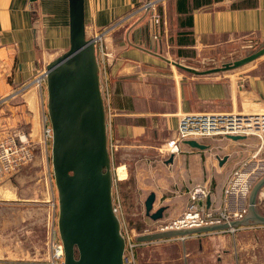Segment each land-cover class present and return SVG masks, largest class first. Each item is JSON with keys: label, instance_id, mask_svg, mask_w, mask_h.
<instances>
[{"label": "crops", "instance_id": "crops-1", "mask_svg": "<svg viewBox=\"0 0 264 264\" xmlns=\"http://www.w3.org/2000/svg\"><path fill=\"white\" fill-rule=\"evenodd\" d=\"M143 1L84 0L86 36L91 37ZM156 3L162 16L158 40L151 41L144 32L143 12L118 24L124 27L123 35L107 37L116 47L102 85L107 88L105 106L111 111L108 135L123 141L130 157L135 156L133 173H127L125 162L118 161L117 181H128L131 175L143 207L153 192L152 210L163 206L158 220L165 221L184 210L196 186L209 190L206 206L222 205L228 175L259 145L250 143V137H223L201 142L206 148L182 144L179 153H166V142L176 133L179 115L264 111V71L260 65L264 60L231 72L203 75L178 74L169 68V60L192 64L209 47L234 37L252 35L264 40V0ZM68 20V0H0V134L20 124L34 145L44 151H50L49 144L39 143L44 127L49 126L46 93L41 86L26 82L68 48ZM36 23L43 27L39 38ZM219 36L222 39L216 42ZM42 47L48 50L46 55L39 50ZM262 190L259 203L263 201ZM5 192L0 191V195ZM35 193L46 195L42 185ZM168 249L173 250L171 260L178 264H264V224L244 226L233 233L211 231L143 242L137 250V264L150 262L148 254H156L155 264H166Z\"/></svg>", "mask_w": 264, "mask_h": 264}, {"label": "water", "instance_id": "water-1", "mask_svg": "<svg viewBox=\"0 0 264 264\" xmlns=\"http://www.w3.org/2000/svg\"><path fill=\"white\" fill-rule=\"evenodd\" d=\"M69 45L45 66L46 109L51 129V167L57 191V231L63 247L62 264H124L125 240L113 208L114 175L108 148L106 108L101 92L95 42L87 37L84 0H68ZM264 55V44L219 66L197 69L172 64L196 75L240 67ZM232 140L244 135H227ZM192 147L207 145L194 139ZM169 156L168 160H171ZM264 176L252 186L247 212L240 219L189 228L155 230L135 236L148 242L230 227L264 224L256 205ZM154 193L144 200L151 219L162 217L163 206L153 209ZM209 204V199L206 201Z\"/></svg>", "mask_w": 264, "mask_h": 264}, {"label": "rangeland", "instance_id": "rangeland-1", "mask_svg": "<svg viewBox=\"0 0 264 264\" xmlns=\"http://www.w3.org/2000/svg\"><path fill=\"white\" fill-rule=\"evenodd\" d=\"M145 1L146 0H144L143 2ZM143 2H141L140 4L132 8L129 12L125 14V16H122L118 18L116 21L111 22L107 26L101 29H98L91 36L92 38L94 36L95 37L99 36L96 39V41L94 39L95 49L98 53V56L101 57L102 53H104L103 55L104 65L102 68V76H103L102 83L105 82V78L107 76L106 74L107 66L110 63V59L114 57L113 47H116L114 44L115 41L112 42L113 44H110L107 40V37L115 33H118L119 35H123L124 27H118V24L121 21H123L125 18H129V15L132 14L136 10L138 11V13L136 14L143 12L144 17H146V24L144 22H141L140 25H143L144 23V32L147 33L151 41H154V42L156 41L152 37V35L149 33L150 10H140L139 11V8L143 4ZM156 11L158 12L159 18H160V23L158 25V33H159L158 37H160L162 16L159 12L157 3H156ZM35 26H36L37 35L39 38L41 37V32H42L43 27L41 24H38V23H36ZM55 29H56L55 25H52L51 30L55 31ZM87 37H90V36H87ZM217 38L220 40H216V42H220L222 39L221 36ZM263 44H264V40H260L252 35L238 37V38L234 37L232 39L226 40L225 42L219 45L209 47L207 50L203 51L199 56H197L196 60L193 61L192 64L191 63L186 64L183 62L181 63L197 68V69H205V68H209L213 66H219L223 62L232 61L235 58L242 57L246 53L260 48ZM39 50H41L45 55H46V52L48 53V50L44 47L39 48ZM261 60H264V55H261L260 57L240 67L225 70V71H220V72H231L233 70H238L239 68L240 69L245 68L246 66L254 64L256 62H261ZM172 61L180 62L179 60L170 59L169 60L170 63L168 64V66L169 68H171V70L176 71L178 74L181 73V74L187 75L191 73V72L185 71L173 65ZM260 65L262 66L261 70L264 71V66H263L264 62H261ZM43 70H45V67L42 68L41 72ZM38 75H39V72L36 75H34L31 78V80H28L26 84L32 81L31 83L32 85L37 86V87L41 86L42 88H44L45 93H46L45 80L42 79L40 84H38V82L36 81V78ZM207 112H210V111H207ZM207 112L205 111V113ZM213 112L214 113H230V112H237V111H227V112L213 111ZM257 112H264V111H255L253 113H257ZM109 122L107 121V129L109 126ZM6 125L8 127H11L9 126V124H6ZM14 129L18 130V132L20 133H23V134L25 133L23 127L20 124L17 125V127ZM242 135L245 136L243 139L250 137V143H255L256 145V143L259 142V145L257 148H255V150L252 153H250L248 156L246 155L239 162V166L245 162H248L250 159L260 158L261 160H264V135H261V136H258V135H248L247 136L245 134H242ZM25 136L26 138H28V140L31 142L33 146L34 155H35L33 160L29 164L20 168L15 173L0 176V187L1 186L3 188L5 187L4 188L6 189L5 193H7L6 195H0V264H61L62 263L61 257L56 256V250H55V244L59 242L58 236L56 235V232H55L56 237L52 238L50 236L51 223L53 227L57 228V208H58L57 191H56V187L54 184V178H53L52 167H51V151L42 150V148H40V145L38 148L29 139L26 133H25ZM223 137H227V136H221V135L214 136V138H209L208 141L217 139V138H223ZM204 141L206 140H200L198 142H204ZM39 143L41 145L49 144L50 146L51 142L49 138L45 139L42 134L41 142ZM110 144H113L114 146L112 149L113 150L112 163H111L112 171L116 173V169H117L116 167L119 166L117 163L118 161L122 160L127 165L126 166L127 173L128 171H130V173L131 172L133 173V169L136 166L135 160H134L135 156L134 158L130 157L129 152L126 151L125 149L126 146L123 145L124 143L123 141H120V139L113 138L111 139ZM183 144L185 143L183 142ZM108 148L109 150H111V146L109 145V143H108ZM181 148H182V144H181ZM165 152L172 153L166 150ZM129 176L131 179L128 181H123V180L117 181L116 185L114 184L113 190H112L113 196L117 194L120 200V204H121V211H120L121 215L120 216H122L124 222L128 224V228L131 229V231L135 234V236L139 233H144L146 228H150V229H153V231H155V228L157 227L158 223H162L163 221H159L158 219H155V220L147 219L148 217L145 215L146 213L144 214L145 209L143 207V203L136 196V194H138L137 193L138 189L136 188V184L133 183L132 176L131 175ZM262 176H264V174L261 175L259 178H261ZM259 178H257L255 182ZM227 179H226V182H227ZM226 182L224 184L223 190L225 186L227 185ZM41 185L43 187V190H45L46 192V195L44 197L43 196L38 197L35 193L36 190H38V188H41ZM114 187L117 192L114 190ZM200 187H203V186H200ZM204 188L208 190L206 187ZM262 189H263L262 192L264 193V186L262 187ZM208 194H209V190H208L207 195ZM248 196H249V193H248ZM205 198L202 199L203 204H204ZM190 201L191 200L189 197L188 203ZM258 203L259 201L257 198L256 205L258 207V210L261 213H264V196H263V201L260 202L259 204ZM247 207H248V197H247ZM140 222H142L143 225L140 226L139 225ZM241 227H244V226L236 227V229L233 231L229 230V228L224 229V230H218V231H225V232L233 233V232H236V230H238ZM179 237H184V236H179ZM140 243L141 244H139L138 247L135 248L134 260L136 264H137V250H139V247L143 244L142 242ZM172 254H173V250L168 249V254H167L168 260L166 264H178L176 261L171 260ZM148 255L151 257V261L150 262L143 261L142 264H155L156 256L154 255L156 254L154 255L148 254ZM158 257H160L159 253H158L157 259Z\"/></svg>", "mask_w": 264, "mask_h": 264}, {"label": "built area", "instance_id": "built-area-1", "mask_svg": "<svg viewBox=\"0 0 264 264\" xmlns=\"http://www.w3.org/2000/svg\"><path fill=\"white\" fill-rule=\"evenodd\" d=\"M140 10H150V26L149 33L155 40H158V25L160 23L159 14L156 11V0H146L143 2ZM134 11L132 14H136ZM131 15V14H130ZM99 36H94L93 39ZM104 53L99 57L96 51L97 61L99 65L100 85L104 103L106 101L107 88L102 85V68L104 65ZM45 80V70L39 72L36 78L38 84L41 80ZM32 81L26 85L31 84ZM107 121H110L111 111L106 105ZM264 135V112H230V113H214V112H184L178 117L175 135L170 138L165 145V150L178 153L181 151V144L186 139L208 140L214 136L227 135ZM45 139L49 138L51 142V129L46 126L43 132ZM108 143L111 146L110 154L112 158L113 144L108 135ZM256 155V154H255ZM34 149L31 142L26 138L25 133H20L12 128L5 130L0 135V176L17 172L20 168L29 164L34 158ZM113 172L114 184L116 185L118 176ZM264 174V160L260 158L250 159L234 168L227 179V185L223 190L222 205L218 207H209L202 203V199L207 196L208 190L204 187L196 186L190 191V202L185 206L184 210L175 218L168 219L162 223H158L155 230L189 228L206 224H215L219 222H229L233 219H240L247 211V197L252 184L257 178ZM115 190V187H114ZM116 191V190H115ZM117 192V191H116ZM115 193V192H114ZM113 208L120 220V228L122 236L125 240L123 251L124 264H136L134 260L135 248L140 242L135 238V234L128 228L122 218L121 204L117 194L113 196ZM236 227H230L233 231ZM153 231L146 228L145 232ZM58 236V243L55 244L56 256L63 258V247L57 228L51 223L52 238ZM183 238V237H180ZM143 243V242H142ZM62 264V263H61Z\"/></svg>", "mask_w": 264, "mask_h": 264}, {"label": "bare ground", "instance_id": "bare-ground-1", "mask_svg": "<svg viewBox=\"0 0 264 264\" xmlns=\"http://www.w3.org/2000/svg\"><path fill=\"white\" fill-rule=\"evenodd\" d=\"M5 188V187H4ZM4 188H0V191H6V189H4ZM2 193H4V192H2ZM7 194V193H6ZM3 195V194H2Z\"/></svg>", "mask_w": 264, "mask_h": 264}]
</instances>
